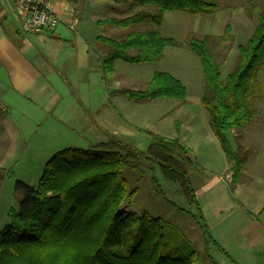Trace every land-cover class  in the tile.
<instances>
[{
	"label": "trees",
	"instance_id": "obj_1",
	"mask_svg": "<svg viewBox=\"0 0 264 264\" xmlns=\"http://www.w3.org/2000/svg\"><path fill=\"white\" fill-rule=\"evenodd\" d=\"M112 1L125 5L129 14L97 20V26L145 28L130 31L121 39L105 35L96 38L109 47L99 59L105 81L113 79L116 61L154 63L161 59L165 47L183 45L161 35L165 11L207 15L219 9L218 4L207 0ZM247 4L252 12V1ZM257 19L249 38L237 45L235 64L225 78L221 77L220 66L232 46L228 26L220 36L191 37L185 43L202 67L200 104L208 113L209 127L229 164L231 183L243 180L247 147L238 144L234 151L227 132L242 134L245 123L255 114L254 97L262 94L259 72L264 66V0ZM119 93L138 102L160 98L183 102L185 88L170 74L154 72L144 90L120 89ZM178 130L176 121V133ZM107 136L94 148L56 151L46 161L36 186L16 181L15 187L24 198L0 231V264H202L195 246L170 223L146 212H122L137 192V183L130 189L124 170L141 173L145 161L140 164V158L157 163L167 181H178L183 195L196 205V213L180 209L163 197L166 204L176 213L185 212L196 219L204 244L212 242L222 250L212 239L189 184V167L195 165L189 147L177 137L154 135L147 155L109 133Z\"/></svg>",
	"mask_w": 264,
	"mask_h": 264
},
{
	"label": "rangeland",
	"instance_id": "obj_2",
	"mask_svg": "<svg viewBox=\"0 0 264 264\" xmlns=\"http://www.w3.org/2000/svg\"><path fill=\"white\" fill-rule=\"evenodd\" d=\"M207 1L218 4L219 9L207 15L188 14L179 10L164 12L160 33L164 37L182 43L180 48L168 47L164 59L154 63L130 65L122 61L116 62L115 71L117 70V77L121 79L122 88L134 91L144 90L152 74L168 70L167 66L182 76L178 79L172 74L186 88L185 97H189L188 102H185V97L184 102H177L178 104L177 100L165 98L162 101H166L165 108L170 109L171 112H168L164 118H158L157 113L160 110L155 109H147L140 121H137L135 117L131 118L130 120L146 128L149 133L138 131L137 134L125 139V142L149 155L154 135L172 139L177 137L183 145L192 150L195 165L189 167V184L195 191L197 204L212 239L219 244L223 242L226 251L219 250L213 246L212 242L205 245L202 229L198 226L196 219L185 212L176 213L166 204L164 198L180 209L196 213V205L189 203L178 181L164 179L157 163L151 164L150 161L140 158L139 163L145 161L146 166L143 165L141 173L124 170L130 189H133L134 183H137V192L128 201L129 205L124 204L121 210L123 213L146 212L170 223L195 246L202 259V264H264V66L259 72L262 94L255 96L253 101L255 114L245 123L242 134L236 130L227 132V138L234 151L237 150L238 144L241 148L247 147L242 171L243 180L231 183L229 164L209 127L208 113L200 104L203 84L200 61L185 46L191 37L220 36L225 26H228L232 46L226 60L220 66L221 77L225 78L235 64L237 45L249 38L257 24L262 0L258 2L251 0L254 6L252 12L247 10L248 0ZM65 10L68 22L71 21L73 15L79 20L75 32L67 29L69 35L66 40L71 41L74 35L80 36L86 41L90 52L101 46L98 43L94 44L93 38L97 35L121 39L130 31H141L145 28L139 26L124 30L97 26V19L125 17L129 14L125 5L116 4L112 0H79L78 3L66 1ZM67 42L53 46L59 67H56L58 73L52 75V82L60 92L66 89L73 93L77 89L69 87L67 82L77 81V76H82V78L91 76L96 81L97 74L90 73L88 69L77 72L73 65L67 64L69 58L66 57V51L72 47ZM103 47L109 49L107 45L102 44ZM63 61L65 63L62 64ZM94 84L90 87L93 91L97 86ZM110 93L111 90L108 89L109 97ZM191 98L199 100V105H195ZM107 104L111 106L110 99L107 100ZM76 106L79 109L78 103ZM93 106L94 103L90 100L89 106L85 105L87 109L85 111L88 112ZM0 109L4 110L2 107ZM102 109L107 112L111 111V108ZM162 110H164L163 107ZM140 113L141 111L138 110L137 114ZM69 119L71 121L66 123L61 131H70L72 128L78 130L74 126L76 118L69 117ZM3 121L4 115L0 112V125ZM176 121L179 126H182L180 135L174 132ZM90 124L89 129L87 121L82 123L85 129L78 131V136L68 134L66 137H60L57 129L47 130L44 127L40 128L35 135L26 134L22 137L19 131L14 130L11 135L5 137L3 134L5 122L0 126V231L8 225L11 211L17 210L24 198V193L15 187L16 181L36 186L46 160L56 151L67 147L83 150L94 148V145L100 142V127L94 126L93 122ZM238 223L243 228L242 232L248 224L258 229L261 228L260 243L251 250H248L245 244L239 246L240 243H244V239L235 240L243 233L235 234L238 237L227 235L229 230L234 232ZM217 230L221 231L217 233ZM223 233L224 239L221 240L219 236ZM247 252L250 255L248 258H246Z\"/></svg>",
	"mask_w": 264,
	"mask_h": 264
},
{
	"label": "crops",
	"instance_id": "obj_3",
	"mask_svg": "<svg viewBox=\"0 0 264 264\" xmlns=\"http://www.w3.org/2000/svg\"><path fill=\"white\" fill-rule=\"evenodd\" d=\"M66 1L62 0L54 5V10L60 16L61 21L53 29L41 33L26 34L21 32L20 20L16 15L12 0L8 2L7 0H0V103L4 109H0V112L4 115L3 123L5 122L3 134L6 137L17 130L24 137L26 134L35 135L40 128L44 127L47 130L57 129L60 137H66L68 134L78 136V131L85 129L82 127V123L86 121L89 129L91 128L90 122H93L94 126L100 127V142L107 140V133L123 142L137 134L138 131L149 133L146 128L141 127L140 124H135L130 119L135 117L137 121H140L147 109L160 110L157 113L158 118H164L168 112H171L170 109L166 110L165 108L166 101H162L164 98L145 102L131 101L120 94L119 90L123 89L122 82L120 77H117V70L115 71V63L119 61L114 63L113 79L105 81L99 71V59L108 52V49L102 48V44L96 41V38L101 35L93 38L94 44H101L98 46L99 48H94L93 52H90L86 41L80 36L74 35L71 41L66 40L69 35L68 30H71L67 26L69 19L66 18ZM60 23L64 25H59ZM71 31L75 32L74 30ZM66 42L72 45L66 51V57L69 58L67 64L73 65L77 72L88 69L90 73L97 74L96 81L91 76L89 78L77 76V81L67 82L69 87L77 89L73 93L66 89L60 92L52 82V75L58 73L56 67H59L55 58L56 50L53 46L63 45ZM167 48L163 49L160 60L164 59ZM167 69L162 72L171 76L175 75L176 78L181 79L182 76L178 72H173L168 66ZM93 83L97 85L94 91L90 88ZM148 83H146V87ZM63 88L65 87L63 86ZM108 89L111 90L110 97L107 94ZM108 99L111 101V106L107 104ZM90 100L93 101L94 106L86 112L85 105L89 106ZM188 100L189 97L186 96L185 102ZM191 101L195 102V105H199V100L191 98ZM177 102L181 103L180 101ZM77 103L79 109L76 106ZM102 108H111V111L107 112ZM138 110L141 111L140 114H137ZM69 117L76 118L74 126L78 130L72 128L70 131H61V128L71 121ZM181 127L180 125L178 133L174 131L176 135H180ZM242 230L243 228L238 223L234 229L235 233L229 230L227 235L238 237L235 234L241 235L243 233L241 237L235 240L244 239V243H240L239 246L245 244L248 250L260 243V227L258 229L256 226L248 224L243 232ZM220 231L217 230L216 232ZM219 237L223 240L224 233ZM215 242L222 250L226 249L223 242L221 244ZM241 255L244 254L241 253ZM228 257L231 258V256ZM248 257L250 255L247 252L246 258Z\"/></svg>",
	"mask_w": 264,
	"mask_h": 264
},
{
	"label": "built area",
	"instance_id": "obj_4",
	"mask_svg": "<svg viewBox=\"0 0 264 264\" xmlns=\"http://www.w3.org/2000/svg\"><path fill=\"white\" fill-rule=\"evenodd\" d=\"M62 0H12L23 33H41L53 29L60 21L54 10L55 3ZM79 20L73 15L67 26L75 30ZM1 107V103H0Z\"/></svg>",
	"mask_w": 264,
	"mask_h": 264
}]
</instances>
